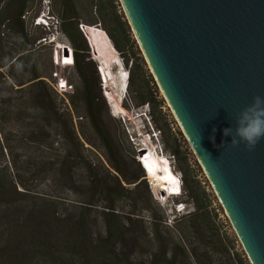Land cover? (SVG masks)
I'll list each match as a JSON object with an SVG mask.
<instances>
[{
  "label": "trees",
  "instance_id": "obj_1",
  "mask_svg": "<svg viewBox=\"0 0 264 264\" xmlns=\"http://www.w3.org/2000/svg\"><path fill=\"white\" fill-rule=\"evenodd\" d=\"M114 3L113 0H97L96 8L102 23L108 27L104 29L107 47L112 53L116 50L124 55L129 41L128 25ZM26 4L27 0H23L19 10L12 13V28L21 38L18 50L5 44L1 31L5 18L0 11V69L16 68L20 77L16 81L19 89L12 90L14 93L6 90L9 97L4 94L5 98L0 101V264H250L245 253L236 249L232 238L220 233L210 208L200 205L191 188L187 195L194 211L177 220L173 228L164 217L149 221L136 214L138 203L132 198L136 188L123 186L122 171L116 163L118 148L96 110L99 102L104 101L101 96H93L92 79L78 61L80 48L88 52L86 41L77 25L70 23L67 24L70 30L65 26V31L76 47L75 62L84 82L90 123L111 160V169L117 174L103 164L96 165L85 155L72 120L59 109L51 89L38 80L34 47L24 25ZM102 49L97 44L92 52ZM123 62L126 67L130 65L133 77L137 61L129 56L124 57ZM94 73L97 74L96 70ZM128 80L127 91L131 77ZM4 86L10 85L1 84L0 80V87ZM140 89L142 103L148 104L151 119L157 125L155 105L142 87ZM27 102L31 108L27 107ZM162 106L161 102L156 105ZM7 124L20 125L25 130L24 135L5 133ZM58 138H62L61 145L69 148L65 152L56 147L60 145ZM35 143L49 154L26 156L20 153ZM173 152L178 154L177 148ZM48 178L53 183L41 191L39 186ZM181 178L187 183L186 171ZM140 179L137 188L145 185L148 194L145 201L152 202L141 168ZM68 185L75 189L80 201L64 208L58 193ZM121 197L135 208L130 218H123L116 210L115 200ZM98 209L104 232L99 231V218L95 215Z\"/></svg>",
  "mask_w": 264,
  "mask_h": 264
},
{
  "label": "water",
  "instance_id": "obj_2",
  "mask_svg": "<svg viewBox=\"0 0 264 264\" xmlns=\"http://www.w3.org/2000/svg\"><path fill=\"white\" fill-rule=\"evenodd\" d=\"M120 2L251 264H264V140L249 150L223 136L264 96V0Z\"/></svg>",
  "mask_w": 264,
  "mask_h": 264
},
{
  "label": "rangeland",
  "instance_id": "obj_3",
  "mask_svg": "<svg viewBox=\"0 0 264 264\" xmlns=\"http://www.w3.org/2000/svg\"><path fill=\"white\" fill-rule=\"evenodd\" d=\"M22 1L3 0L0 3V11H2L5 18L4 26L1 27L3 38L5 39V44L14 50L19 49L21 38L18 31L12 28L14 24L12 13L19 10ZM113 2H115L114 4L117 7V12L128 25L127 35L129 41L123 50L124 55H121L114 49L120 59L119 63L122 68L116 65L113 67L115 77H119L121 70H125L126 73L128 72L127 74L131 77V85L121 104L128 115L119 116L117 113H113L111 106L112 98L109 95L110 91L103 84L102 76H100L99 72V68L101 67L95 59L96 54L100 52L114 54L107 47L108 42L105 38L104 30L107 25L102 23V18L96 8L97 0H27L24 12V25L29 42L34 47L33 59L38 76H40L38 80H42L51 89L59 109L72 120L74 128L84 145L85 155L96 165L101 166L103 164L110 168L114 174H117L111 169V160L107 156L101 140L90 123V114L84 101V82L75 62L76 47L65 31L67 24L73 23L77 25L83 34V38L86 41V50H88L87 52L83 51V48H80V51H77L78 61L82 68L87 70V77L92 79L93 96H101L104 101V103L102 101L99 102L96 110L104 126L109 127L112 139L118 148L116 163L122 171V177L120 176L121 182L128 189L136 188V192L132 195V198L134 200L136 198L137 200V211L134 210L135 208H133L131 202L124 197L115 200L116 210L123 218H130L133 211L140 218H145V220L149 221L150 218L164 217L168 226L173 228V226H176L177 220L194 211V206L187 195L188 188H191L197 194L200 205L210 208L212 218L218 226L220 233L230 236L235 242L236 249L240 252L243 251L251 264L210 181L153 77L120 0H113ZM38 18H43L47 22L45 23L44 21V23L48 24V26L38 27L36 24ZM57 20L59 24H57ZM53 23L54 27H52ZM66 28L70 30L69 26ZM97 44L101 45L104 50L93 51L95 53L94 56L92 49ZM78 45L83 46V43L78 42ZM63 46H69L72 49L71 60L65 61L62 59L61 48ZM129 56H131V59L136 60L138 64V67L134 70L133 77L129 72L130 65L126 67L125 62H123V58ZM95 70L97 74L94 73ZM101 73H103L102 70ZM19 78L16 68L6 67L0 69L1 84H6L7 82L10 85L9 87H0V101L5 98L4 94H6V90L14 93L12 90L19 89V83L16 82ZM141 87L148 100H152L155 105L154 112L155 120L158 122L157 125L151 119L148 104L146 102L142 103L141 92L139 91ZM114 92L116 93L115 90ZM8 95L6 94L7 97H9ZM12 95L14 97L21 96V94ZM28 102L27 107L31 108L32 106ZM159 102L163 105L162 107H156ZM160 127H163V129ZM4 128L5 133L13 132L14 134L23 135L25 133V130L18 124H7ZM153 134H156L158 140L153 137ZM57 141L60 142V145H56L60 152H65V150L69 149L61 145L62 138H58ZM144 145L152 147V149L149 148L150 151H154V148H156L155 154L158 153L170 159L169 161H171L176 176L182 177L183 172H187V183H183L182 185L183 192L181 196L168 198L167 195H161L158 197L157 192L159 193L160 189L158 190L154 183L150 182L145 173L147 187L153 200L152 202L145 201L148 197L145 185L141 184L142 186L137 188V185L142 180L140 179V168L144 171L140 162L143 155H139V150ZM175 148H177L178 154L173 152ZM20 153L26 156H40L43 153L45 155L49 154L47 150L41 148L37 143L29 146L27 149L20 150ZM182 181H184L183 178ZM52 183L49 178L45 179L42 181L39 189L45 191L47 190V186ZM48 190L52 191V189ZM58 194L64 208H70V205H76L80 201L78 194L71 185L66 186ZM177 204H184L186 210L182 213H177L175 209V205ZM100 211L98 209L95 215L99 218V231L104 232V224L101 220Z\"/></svg>",
  "mask_w": 264,
  "mask_h": 264
},
{
  "label": "bare ground",
  "instance_id": "obj_4",
  "mask_svg": "<svg viewBox=\"0 0 264 264\" xmlns=\"http://www.w3.org/2000/svg\"><path fill=\"white\" fill-rule=\"evenodd\" d=\"M93 55L95 56V53ZM95 59L99 63V66L101 67V70L104 74L106 89L110 91L109 95L112 98L111 106L113 113H117L119 116H127L128 114L125 111L124 107L121 106V104L124 101L127 92L129 81V75L127 74L128 72L126 73L125 70H121V72L119 73V77L114 76L115 74L113 73V67L115 65L122 67L119 63L120 59L118 58L116 53L108 54L105 52H100L96 54ZM114 90L116 91V93L114 92ZM142 152L147 153V150H144ZM151 152L152 150L150 151V153ZM153 158L151 155H147L144 158L142 157L140 162L150 182H153L158 190L160 189L159 193L157 192V196L160 197L161 193L163 195V190L165 189L167 192L171 191V196H181L176 183L177 176L174 173L172 164L169 159L164 155H159L158 153L153 154ZM161 158H163L164 161L161 160ZM158 200L160 201V199Z\"/></svg>",
  "mask_w": 264,
  "mask_h": 264
},
{
  "label": "clouds",
  "instance_id": "obj_5",
  "mask_svg": "<svg viewBox=\"0 0 264 264\" xmlns=\"http://www.w3.org/2000/svg\"><path fill=\"white\" fill-rule=\"evenodd\" d=\"M253 101V104L241 114L234 136L231 128L223 129V136L230 137V143L233 146L243 143L245 147L252 150L261 140H264V96L257 95ZM215 131L216 129H213L211 137L213 143L215 142ZM225 143L219 147L222 148Z\"/></svg>",
  "mask_w": 264,
  "mask_h": 264
},
{
  "label": "built area",
  "instance_id": "obj_6",
  "mask_svg": "<svg viewBox=\"0 0 264 264\" xmlns=\"http://www.w3.org/2000/svg\"><path fill=\"white\" fill-rule=\"evenodd\" d=\"M40 20H43V18H38L36 20V24L39 25V26H44V25L41 24L42 22H40ZM43 21H45V20H43ZM45 23H47V22L45 21ZM71 52H72V49L69 46H63V48H61L62 59L65 60V61L66 60L68 61V59L71 60V57H72ZM176 183H177V186H178V191L182 195V192H183V189H182L183 181H182V178L180 176L179 177L177 176V182ZM170 194H171V191L167 192V197L168 198L169 197H173ZM175 209H176L177 213H182V212H184L186 210V207H184V204H177V205H175Z\"/></svg>",
  "mask_w": 264,
  "mask_h": 264
}]
</instances>
